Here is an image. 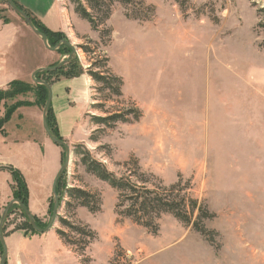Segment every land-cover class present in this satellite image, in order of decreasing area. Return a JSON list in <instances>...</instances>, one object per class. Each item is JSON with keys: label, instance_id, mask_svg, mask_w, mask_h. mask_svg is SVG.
I'll return each mask as SVG.
<instances>
[{"label": "rangeland", "instance_id": "rangeland-1", "mask_svg": "<svg viewBox=\"0 0 264 264\" xmlns=\"http://www.w3.org/2000/svg\"><path fill=\"white\" fill-rule=\"evenodd\" d=\"M78 1L87 6L85 0ZM132 1L129 5L115 2L110 17L97 30L75 12L70 0H35L28 2L31 7L22 5L36 16L33 8L43 12L46 4L59 2L61 14L70 16V21L61 24L58 13L50 22L64 28L59 32L76 47L74 66L81 68L76 77L83 75L87 82L86 101L82 92L72 102L82 112L76 130L69 139L62 137L71 153L57 187L62 199L53 232L60 239L56 230H64L59 221L64 217L96 234L82 256L60 239L79 264H264V0H187L184 7L174 0ZM144 5L153 7L149 20L125 17V13H149ZM0 16L13 23L1 33L9 36L15 28L19 32L1 60L11 72H24L25 82L33 87L29 65L50 60L49 66H54L65 55L54 51L56 57H51L40 37L3 0ZM74 16L86 22L90 33L80 32V21ZM146 22L151 25L145 26ZM102 28L111 31L107 43L99 34ZM82 44H88L93 52L86 55L79 47ZM105 57L109 71L122 79L120 96L100 90L86 73L93 61L99 66ZM55 75L54 71L41 72L40 78L52 81ZM36 99L31 90L3 100L2 109L23 103L18 108L32 107L41 123L44 105H35ZM125 110L126 122L118 121L111 128L92 122L93 116ZM25 115L22 130L33 126L34 134L42 130L45 136L41 124L33 122L32 112L25 111ZM48 144L60 152L42 146L31 152L12 149L16 145L2 147L0 171L10 175L2 167L18 168L30 195L23 171L28 168L33 188L38 191L40 176L54 171L55 177L64 161V148ZM77 144L84 145L116 176L136 171L154 176L162 186L178 181L186 184V194L213 215L204 219L203 225L213 232L210 236L214 242L170 213H162L156 220L155 234L127 217L117 216V192L85 170L74 153ZM68 188L98 193L100 210L91 213L71 202L68 212L65 202L71 200L64 193ZM60 194L57 192L58 199ZM38 199L41 206L43 197ZM49 199L51 211L48 200L46 215L37 217L42 225H47L51 216L53 196ZM22 211L15 203L5 221L6 232L21 223L33 230ZM196 215L197 211L192 220ZM69 236L81 239L75 233Z\"/></svg>", "mask_w": 264, "mask_h": 264}, {"label": "trees", "instance_id": "trees-1", "mask_svg": "<svg viewBox=\"0 0 264 264\" xmlns=\"http://www.w3.org/2000/svg\"><path fill=\"white\" fill-rule=\"evenodd\" d=\"M12 1L18 8L23 10L31 18L32 22L38 30L46 34L49 46H56V44H58L59 42L66 40L61 32L51 31L40 20L32 16L29 12L25 11L23 7L16 2V0ZM70 1L75 4V12L78 13V15L82 19L86 20L93 30H97L105 23L106 20H108L111 15L112 6L115 2H119L126 5H129L133 2L132 0H85L87 5L85 7L78 0ZM174 1L177 2L181 7H184L187 3V0ZM138 3L143 6L142 2L139 1ZM144 6L147 9V12L149 13H143L144 15H138L137 13H135L134 16L125 13V17L145 21L149 20L152 17L153 7L147 5ZM257 11L259 12L262 10ZM0 19L4 24L10 23V20L4 16H0ZM99 34L101 35L102 41L106 39L105 43L109 42V36L111 34L110 29L102 28ZM88 43L91 42L88 40ZM79 47L86 55L93 52V50L88 46V44H82ZM56 51L59 54L67 55L71 52V49L68 46L61 45L56 49ZM74 57L75 56L71 57L67 61V63L63 64V66L57 69V71H54L56 75L52 81H50L49 79L40 78L41 73L37 74L36 78L44 80L49 85H51L53 82L57 81L60 78H72L80 75L79 73L81 68L79 69L74 66ZM107 61L108 59L105 57L102 60L101 65L99 66H97V64L93 61L88 67L86 73L89 77H91L94 82L100 85V90H107L115 96H120L122 79L120 78V76L115 75L111 71H109L107 67ZM93 67H97L98 70L94 71ZM31 90L35 93V96L38 99H36L38 103H35V105L43 106L48 94L46 87L37 83H35L32 87L29 83L21 80H13L8 83L6 90H0V104L3 100L13 98L16 95H20ZM21 105L25 104L16 103L10 105L9 107H5V111L0 117V132L2 134H5L2 131L4 124L10 120L11 115ZM101 111L105 114L107 113L106 111ZM118 121L126 122V110L125 113H108L106 116L92 117V122L95 125L102 126L104 128H111ZM47 124L52 134L58 139L63 140L62 136L58 132L51 105H49L47 112ZM94 141H96V138ZM74 153L80 158L81 164L85 167V170L88 173H91L99 180L105 182L110 188L117 192V202L115 205V212L117 216L121 218L127 217L131 219L134 223L146 227L153 234H155L157 232L156 220L160 217L162 213H170L182 223L186 225L191 224L192 228L196 232L204 236L205 239L210 243L214 242V240L210 236L213 232L207 230L203 225V220L210 219L213 215L210 214L205 207L200 205L196 199L186 194L188 189V186L186 184L181 185V181H178L176 182V184L174 183L168 187L162 186V182L156 179L154 176H145L144 174H138V172L136 171H134V174L131 175L116 176L113 172L109 171L103 163L94 159L91 156L90 152L84 147V145L77 144L74 148ZM2 168L8 170L11 175V199L19 201L20 204H22L25 208L28 209V188L24 177L18 169L12 166ZM136 168H138L137 164ZM132 178H134L135 180H133ZM59 180L60 178L58 179L56 185V193L58 192V194H60L59 191H57V187H59ZM151 180L155 181L153 182L154 184L150 182ZM156 180L159 184H156ZM147 184H150V186L152 187L146 186ZM64 193L66 197L71 200L70 202H65L66 210L68 212H70L69 206H71V202H74L77 206L86 208L91 213H95L100 210L101 200L99 198L98 193L90 192L81 188H68L65 190ZM59 197L60 203L62 199L61 194ZM51 200L52 199H49V212L51 211ZM14 207L15 203H13L9 208L6 218ZM195 211H197V215L195 219L192 220V216ZM22 214L26 217L23 211ZM33 219L39 228H45L46 225H42L40 223V219H38L36 216H33ZM5 221L2 229V234L4 237L14 231H23L25 235H34L37 233L31 230L27 226V224L22 225V223L20 225H16L9 232H6ZM59 221L64 230H56L57 235L64 242V244L72 247L73 251L76 254L82 256L87 246L94 239H96V234L91 229H89L88 226L81 225L73 221L71 222L64 217L59 218ZM69 233L78 234L81 236V239L74 240V238L69 236ZM79 244L80 246L77 247V245ZM2 252L3 245L0 242V256ZM4 264H7L6 258Z\"/></svg>", "mask_w": 264, "mask_h": 264}, {"label": "crops", "instance_id": "crops-1", "mask_svg": "<svg viewBox=\"0 0 264 264\" xmlns=\"http://www.w3.org/2000/svg\"><path fill=\"white\" fill-rule=\"evenodd\" d=\"M34 1L35 0H16L18 4H21V6L27 5L28 7H31L28 2L33 4ZM44 7L45 10L43 12H39L38 9L33 8V11L31 12H34L36 14V16L34 17L40 20L51 31H59L64 29L60 27L59 24L50 22L52 18L55 17V15H58V13L61 16V24L66 25V20H68V22L70 21V16H67V14H65L66 16H64V13L63 15L61 14L59 2H55L54 5L53 3H51L50 6L46 4V6ZM75 17L76 16H74L73 18ZM75 21H80L79 25L82 28H80L79 30L82 34L90 33L88 25L85 21H81L77 18H75ZM126 23L128 22L126 21ZM144 25L146 26L151 24L146 22V24ZM11 27H13V23L10 22L4 24L0 21V90H6L8 83L13 80L27 81L24 72H21L20 74L11 72V69L8 70L6 65H4V59L1 60L2 57L6 56V48L8 47V43L9 46H13L14 41L17 40L18 37L19 32L16 28L11 31V34L9 36H5V34L1 33L2 31L10 29ZM49 53L51 54V57H56L55 52ZM50 64H52L50 60H46L44 63L40 64H30L27 71L29 70V72L32 73L36 68L47 67ZM86 83V78L81 75L79 77L73 78H60L50 85L52 89V99L50 103L51 109L55 118L58 132L64 139H69L70 137H72L74 131L76 130L77 119L79 117V114L82 112L81 109H75L72 106V102L75 99L76 95L82 92H84V98L86 101ZM3 103H5V101H2L0 105V117L5 111L4 109H2ZM25 111H31L32 119L34 120L33 122L36 124L38 123V125L41 124L42 127V121L40 123L39 119H37L38 115L35 109H33L32 107L17 108L11 115L10 120L3 126L5 134H2L0 132V150L2 151V147L8 149L10 147H14V145L16 146L12 149L21 151L23 148H27V151L31 152L30 149H39L41 146L43 148L47 147V149L53 150L55 146L48 144L51 141L46 135H42V130L41 134L38 133L37 135L32 132V125V127H30L29 129L25 128L24 130H22L23 125H21V123L27 119ZM9 124L11 125L10 128H8ZM55 149L60 152L59 148ZM26 158L31 159L30 156H27ZM13 165L18 167V164L15 162L13 163ZM23 171H25V177L30 191V195L28 193V210L32 215L36 217H44L48 210L49 197L52 196L51 186L54 179V176L52 175L54 171L50 173L47 172L46 176H40L38 191L33 188L32 180L28 176V168L27 172L26 170ZM0 172L2 175L0 176V183L2 185V187L0 185V209H2V207L11 200L12 193L10 189V175L7 172ZM41 197H43V201L42 205L40 206V201L38 198ZM22 233L24 236L25 234L23 231H14L4 237L7 264H79L76 260V257L55 235V233L53 232V228H51L44 234L25 235L28 236L27 239L20 236V234Z\"/></svg>", "mask_w": 264, "mask_h": 264}, {"label": "water", "instance_id": "water-1", "mask_svg": "<svg viewBox=\"0 0 264 264\" xmlns=\"http://www.w3.org/2000/svg\"><path fill=\"white\" fill-rule=\"evenodd\" d=\"M4 1L8 4V6L10 7V9L14 13H16L18 16H20L23 19V21L29 27V29L35 35H37L38 37H40L43 46L47 50H49L51 52H54V51H56V49L60 45H65V46L70 47L71 52L69 54L65 55L64 58H61L59 60V62L57 64H55L54 66L39 67V68H36L31 73V80L34 83L44 85L46 87V89H47V92H48L47 98H46V101H45V104H44V106L42 108V113H41V121H42L43 130H44L45 134L47 135V137L50 139L51 142H53L56 145L62 146L64 148V151H65L64 161H63L62 165L60 166L59 170L57 171V173H56V175H55V177L53 179V183H52L51 193H52V196H53V208H52L51 216H50V218H49V220H48L47 225L45 226V228H39L36 225V223H35V221L33 219V215L29 212V210L27 208H25L22 204H20L19 201L15 200V199H11L7 203V205L5 206V208L3 209L2 213H1V216H0V242L3 245V252H2V254L0 256V264H4V261H5V258H6V247H5V244H4V236L2 234V229H3V225H4V221H5L7 212H8L9 208L11 207V205L13 203L19 204L20 208L23 210V212L25 213V215H26V217L28 219L29 225L37 233L43 234V233L49 231L52 228V226L54 225V222L57 219L59 199H58V196H57V193H56V185H57L58 179L63 174L64 170L66 169V167L69 164V161H70V153L71 152H70V147L68 146V144L64 140L58 139L56 136H54L52 134L51 130L49 129V127H48V124H47V112H48V108H49V105H50L51 99H52V89H51V86L46 81L37 79L36 78V75L39 74V73H41V72H52V71H55V70L59 69L63 64L67 63V61L71 57H73V55L76 54V47L73 46L67 40H63V41L59 42L58 44H56V46H53V47L49 46V44L47 42V36H46V34L43 33V32H41L40 30H38L35 27L34 23L31 20V18L23 10H21L20 8H18L14 4V2L12 0H4Z\"/></svg>", "mask_w": 264, "mask_h": 264}]
</instances>
